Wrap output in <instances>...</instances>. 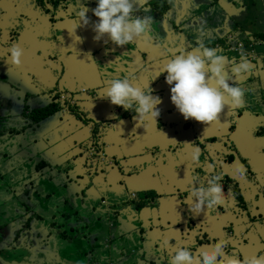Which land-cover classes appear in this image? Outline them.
Returning a JSON list of instances; mask_svg holds the SVG:
<instances>
[{"label": "flooded vegetation", "instance_id": "flooded-vegetation-1", "mask_svg": "<svg viewBox=\"0 0 264 264\" xmlns=\"http://www.w3.org/2000/svg\"><path fill=\"white\" fill-rule=\"evenodd\" d=\"M175 1L187 3L147 0L134 15L153 17L151 43L118 47L106 35L94 39L96 0H81L89 24L77 28L76 0H0V119L9 121L0 124V147L6 142L27 163L9 183L0 175V196L17 195L0 203V223L25 211L46 215L41 231L55 246L45 253L50 264H168L178 248L219 239L229 241L227 253L264 256V48L245 30L225 37L222 0ZM14 45L23 52L19 66L11 62ZM201 45L225 55L229 83L247 89L243 106L226 107L208 126L185 120L171 102L167 73L157 76L169 59ZM241 48L252 69L236 76ZM124 77L161 98L156 122L137 121L134 111L99 96L107 81ZM217 173L224 201L192 213L185 202L191 177H200L199 187ZM120 212L126 219L119 223ZM118 225L128 230L126 251ZM101 238L99 257L90 247ZM22 247L14 252H33L25 239Z\"/></svg>", "mask_w": 264, "mask_h": 264}, {"label": "clouds", "instance_id": "clouds-1", "mask_svg": "<svg viewBox=\"0 0 264 264\" xmlns=\"http://www.w3.org/2000/svg\"><path fill=\"white\" fill-rule=\"evenodd\" d=\"M145 3L147 0H96L97 6L92 10L97 18V22L93 24L96 34L94 39L100 40L106 35L118 47L128 45L136 39H143L146 44L151 43L153 17L134 15ZM73 9L76 11V28L87 26L89 18L86 13L89 9L85 4L76 0ZM74 37L77 41L81 39L75 35ZM9 52L12 64L19 66L22 50L14 45ZM239 55V61H233L231 68L236 76L244 75L252 69L248 54L243 48ZM227 63L228 58L218 53L217 49L201 45L169 59L157 76L167 73L165 81L171 86V102L185 120L193 119L208 126L220 121V115L226 107L235 108L246 103L247 89L229 83L230 77L225 68ZM148 88L149 91L145 94L142 89L133 87L128 77L113 78L107 81L103 94L99 96L125 111H134V119L137 121L156 122L160 115L156 106L161 103V98L153 96V90L149 86ZM192 161L194 164L199 163V149L193 150ZM207 167L214 170L216 165L212 163ZM246 172L247 169L242 164L236 165V173L241 178H245ZM222 179V173H217L207 180L206 185L199 183V187H193L200 177H191L192 187L185 202L190 205L192 213L198 215L204 206L210 212L224 201L223 185L220 183ZM228 245L229 241L219 239L210 246H201L196 250L181 247L174 252L168 264H264V256L241 258L238 254L227 253L225 250ZM162 246H167V241Z\"/></svg>", "mask_w": 264, "mask_h": 264}, {"label": "water", "instance_id": "water-1", "mask_svg": "<svg viewBox=\"0 0 264 264\" xmlns=\"http://www.w3.org/2000/svg\"><path fill=\"white\" fill-rule=\"evenodd\" d=\"M232 4L235 5H239L243 6L242 3H239L240 0H230ZM225 9V8H223ZM222 24L227 28L229 27L228 30H226V34L225 37L227 38V35L230 36V34L233 33V30H242L240 21H238L236 18H234L229 12L224 10V14H223V21ZM230 39V38H227ZM258 40H260V42L263 44L264 43V37L263 38H259ZM253 42V41H252ZM260 78V77H259ZM1 147H0V152L4 153L7 155L6 159L3 160V162H1L3 168L6 167V170L4 172L0 171V175L2 177L3 182L5 183H9L15 176V171L16 170H23L24 171V167L27 165L25 160H22L20 158H18L13 152H10L8 145L6 142H1ZM13 153V154H12ZM20 159V161L18 160ZM27 160V158H25ZM56 170H59L58 168H56ZM51 178H48V182L52 181L50 180ZM34 185L37 184L39 185L40 183V178H38L37 180L33 181ZM68 195V194H67ZM36 211V210H35ZM35 211H31V214L28 215L25 219V221L23 222V224H21V226L15 231V236L13 235L11 241L8 243L13 247V250H10L9 248L6 247H1L0 246V250L4 251L3 253H0V256L3 257V259L6 260H11L13 262H15L16 264H22L24 262V259H29L32 261L33 264H50V261L48 259H43V249L39 248V244L41 243V241H43V232L41 231V228H36L34 227L33 229H25L24 227H28L29 226V221L33 218L32 216L36 217H41L42 221L45 220L46 215L41 214L39 215L38 213H36ZM27 211H25V214ZM37 214V215H35ZM126 214L123 212L119 213V218L118 222L120 223L121 220H125L126 219ZM132 216H134V220L136 219V214H133ZM19 218V215L14 214H10L8 216V218L4 221L1 222L0 225V240L2 242L3 240V234L2 231L3 229L8 225L9 222L14 221L15 219ZM139 222H137L135 225V227H138ZM141 226V224H139ZM117 231L115 232V234L118 237V241L120 242L121 246H122V250L126 251V247H125V237L128 235V230L125 229L124 227L121 228V226H117ZM140 228H145L143 226H141ZM44 235V234H43ZM145 235V232H143V235ZM131 236V235H129ZM146 236V235H145ZM25 239V241L27 242V244H29V246L32 248H34L35 254L32 256H28L31 255L28 252V249L26 251V253H15V250H26V249H22V245H23V240ZM105 238H101L99 240H97V243L94 244L93 246L90 247V249L95 252V256H103L104 252H105ZM96 245V246H95ZM143 245V244H142ZM24 252V251H23ZM33 253V252H32ZM98 257V258H99ZM2 264V263H0ZM25 264V263H23Z\"/></svg>", "mask_w": 264, "mask_h": 264}, {"label": "crops", "instance_id": "crops-1", "mask_svg": "<svg viewBox=\"0 0 264 264\" xmlns=\"http://www.w3.org/2000/svg\"><path fill=\"white\" fill-rule=\"evenodd\" d=\"M239 3H242L243 6L232 4L230 0H222V14H224V10L229 12L234 18H236L238 21H240L241 29L242 30H233L235 33H239L242 31L251 32L254 34H257V39L255 43L258 45V47L261 49L264 48V43L262 44L260 40H258L260 37H264V0H240ZM225 8V9H223ZM229 27L226 28L228 30ZM263 50V49H261ZM261 57V55L259 56ZM259 59V58H258ZM2 212V211H0ZM4 212V211H3ZM20 212V211H19ZM27 214L25 216L19 215V218L15 219L14 221H11L8 223V225L3 229V240L1 242L0 240V246L5 247L6 244H8L13 235L15 236V231L23 224L26 217L31 214V211H27ZM29 221V226L24 227L25 229H33L41 228L43 226V223H46L45 221H42L38 216L34 217ZM43 241L39 244V248H42L44 251L43 253V259H47L45 256V253L51 251L53 248H55L54 244L47 240L46 233L43 235ZM5 244V245H3ZM33 253H31L32 256L35 254L34 248ZM4 251L0 250V253H3ZM4 254V253H3ZM3 257L0 256V263L3 262ZM25 260V259H24ZM29 260V259H28ZM26 261V260H25ZM25 264H33L31 260H29L27 263L23 262ZM22 263V264H23ZM16 264V263H13Z\"/></svg>", "mask_w": 264, "mask_h": 264}, {"label": "rangeland", "instance_id": "rangeland-1", "mask_svg": "<svg viewBox=\"0 0 264 264\" xmlns=\"http://www.w3.org/2000/svg\"><path fill=\"white\" fill-rule=\"evenodd\" d=\"M192 2H193V4H194V6H192V7H195V1L196 0H191ZM176 2V5L178 6H181L182 4H186L187 2H185V3H178L177 1H175L174 0V3ZM178 6V7H179ZM198 6H200V5H198ZM221 13V12H220ZM1 122H9V121H7V120H5V119H0V124L2 125V123ZM25 143V142H24ZM10 146V145H9ZM23 148H21V149H19V150H22ZM25 150H27V148H24ZM29 151V150H28ZM13 154V153H12ZM0 160H4V159H6V157H7V155L6 154H4V153H1L0 152ZM13 190V195H11L12 197H8V196H0V203H4L6 200H8V198H13V197H16L17 195L14 193L15 192V190L14 189H12ZM8 197V198H7ZM16 200H17V198H16ZM2 201V202H1Z\"/></svg>", "mask_w": 264, "mask_h": 264}]
</instances>
